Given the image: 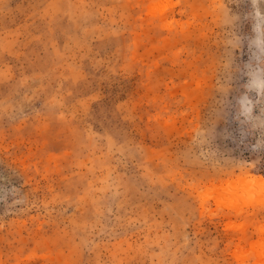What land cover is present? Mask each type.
I'll use <instances>...</instances> for the list:
<instances>
[{
  "label": "rangeland",
  "instance_id": "rangeland-1",
  "mask_svg": "<svg viewBox=\"0 0 264 264\" xmlns=\"http://www.w3.org/2000/svg\"><path fill=\"white\" fill-rule=\"evenodd\" d=\"M0 0V264H264V0Z\"/></svg>",
  "mask_w": 264,
  "mask_h": 264
},
{
  "label": "clouds",
  "instance_id": "clouds-1",
  "mask_svg": "<svg viewBox=\"0 0 264 264\" xmlns=\"http://www.w3.org/2000/svg\"><path fill=\"white\" fill-rule=\"evenodd\" d=\"M252 2V5H253V8L256 9L257 11L259 10V3L261 2V0H251ZM260 148H264V144H262L261 141H257V143L255 145H253V150H257V149H260Z\"/></svg>",
  "mask_w": 264,
  "mask_h": 264
},
{
  "label": "bare ground",
  "instance_id": "bare-ground-1",
  "mask_svg": "<svg viewBox=\"0 0 264 264\" xmlns=\"http://www.w3.org/2000/svg\"><path fill=\"white\" fill-rule=\"evenodd\" d=\"M253 183L256 184L257 186L259 185L261 187H264V179H262V178L253 180Z\"/></svg>",
  "mask_w": 264,
  "mask_h": 264
}]
</instances>
